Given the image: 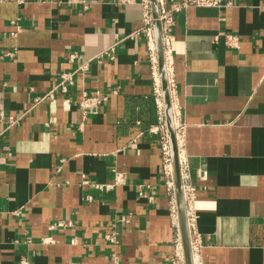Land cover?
<instances>
[{
	"label": "crops",
	"instance_id": "crops-1",
	"mask_svg": "<svg viewBox=\"0 0 264 264\" xmlns=\"http://www.w3.org/2000/svg\"><path fill=\"white\" fill-rule=\"evenodd\" d=\"M85 1L0 0V264H170L144 6ZM180 1L158 0L173 16L165 55L182 183L195 195L193 264H264V0L174 9ZM112 44L114 58H94ZM66 71V92L33 102ZM83 91L106 97L86 116ZM113 168L122 184L94 186Z\"/></svg>",
	"mask_w": 264,
	"mask_h": 264
},
{
	"label": "built area",
	"instance_id": "built-area-1",
	"mask_svg": "<svg viewBox=\"0 0 264 264\" xmlns=\"http://www.w3.org/2000/svg\"><path fill=\"white\" fill-rule=\"evenodd\" d=\"M116 1L120 4H128V3H133L136 0H116ZM139 3H141L144 6V13H143L144 25L142 26V31L145 32L147 36L149 55L152 60H155V45H154L152 17L149 7V0H140ZM233 3L234 0H181L180 2L174 5L175 7L174 9H177L180 6H188V5L226 7L232 5ZM82 5L83 7L87 6L85 0H82ZM159 18L161 23L162 35H163V43H164V47H166L171 39V37L168 34V30L172 23L173 16L168 10L163 9L159 12ZM16 26L19 27V24L17 23ZM14 34H16V32H14ZM225 44L230 47H238L239 44L238 35L234 33L225 34ZM8 53L11 54V52ZM114 55H115V47L114 44H112L101 50L98 54L94 56V58H96L97 60H101L107 57L114 58ZM84 68H85L84 64H82V66L79 67L80 70ZM72 83H73V72H67V71L60 72L59 79L57 82H55V85L43 94L34 95L33 102L37 103L45 98H53L57 92H66L68 90V86ZM156 92L159 96V106L162 109V101L160 98L161 94L159 87L156 89ZM105 99L106 97L102 94L99 93L92 94L83 91L81 94V98L79 100V106L82 109L84 116L94 111ZM13 121L15 122L16 119H13ZM174 126H175V136L177 141V133L180 130L181 125L179 126L177 125V128H176V124ZM151 130L154 132L159 131L161 136L162 149L164 155V172L168 177L167 183H168V187L170 188L169 209H170L171 217L173 218L176 226V235L174 238V251L170 259V264H185L181 234L179 229L178 215H177V204H176L174 184H173V169H172L167 133L164 128V124H160L159 126H156V128L151 127ZM124 179H125L124 172L118 170L117 168H113V178L110 181L94 183V186L103 190H111L115 186L122 184L124 182ZM83 182L87 183L89 182V179L83 178ZM183 196L186 206L187 224L188 227H190L193 226V222L196 217V213L192 206L193 204L192 202L195 196L194 188L191 185L183 186ZM67 223L71 224V221ZM54 225L63 226L65 225V222L57 221L54 224H52L51 227H53ZM107 238H109V240L111 241H114L115 239L113 234H108ZM44 240H48V238H45ZM199 246H200V238L199 235L195 233L193 238L192 239L190 238V247L192 254L198 250ZM19 264H31V262L29 261L28 257L25 255L20 258Z\"/></svg>",
	"mask_w": 264,
	"mask_h": 264
},
{
	"label": "water",
	"instance_id": "water-1",
	"mask_svg": "<svg viewBox=\"0 0 264 264\" xmlns=\"http://www.w3.org/2000/svg\"><path fill=\"white\" fill-rule=\"evenodd\" d=\"M149 6L152 17L155 48L157 52V66H158V74L161 84V96L163 101L165 126H166L169 151H170V157H171L172 169H173V183H174V191H175V197L177 203V214H178L179 229H180L181 241L183 247L184 262L185 264H193V257L190 247V234H189V228H188L187 216H186V206L183 196V183H182L181 168L179 162V153H178L177 141L175 136V126H174L175 124H174V117L171 106V96H170V88H169V81L167 75L165 47L163 43V35H162L160 18H159L160 8H159L158 0H149Z\"/></svg>",
	"mask_w": 264,
	"mask_h": 264
}]
</instances>
